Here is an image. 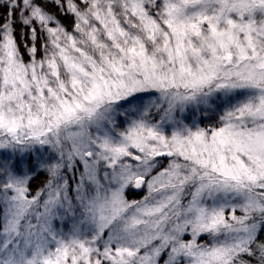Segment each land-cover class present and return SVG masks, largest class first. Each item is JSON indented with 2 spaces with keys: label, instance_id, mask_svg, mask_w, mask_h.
Listing matches in <instances>:
<instances>
[{
  "label": "snow or ice",
  "instance_id": "snow-or-ice-1",
  "mask_svg": "<svg viewBox=\"0 0 264 264\" xmlns=\"http://www.w3.org/2000/svg\"><path fill=\"white\" fill-rule=\"evenodd\" d=\"M0 264H264V0H0Z\"/></svg>",
  "mask_w": 264,
  "mask_h": 264
}]
</instances>
